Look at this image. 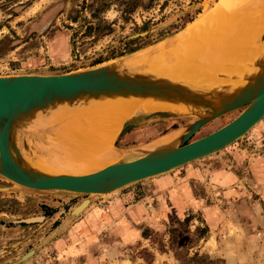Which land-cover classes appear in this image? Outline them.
<instances>
[{"label":"rangeland","instance_id":"374dc122","mask_svg":"<svg viewBox=\"0 0 264 264\" xmlns=\"http://www.w3.org/2000/svg\"><path fill=\"white\" fill-rule=\"evenodd\" d=\"M126 1L0 0V77L69 74L107 65L126 57L128 48L141 46L136 52L145 51L204 15L203 19L214 17L221 0H154L151 5L150 0H135L136 8L125 21L121 10ZM191 17L192 22L176 32ZM120 53L124 55L118 57ZM240 112L216 119L191 141L229 123ZM193 120H161L159 130L181 129ZM59 130L54 127L46 134L52 140L55 135L60 141L72 138L57 134ZM46 145L48 152L40 153L51 157L53 147ZM122 145L121 138H113L111 146L118 153ZM66 148L59 145L56 152L64 154ZM68 149L77 147L68 144ZM193 167L202 170L186 175ZM170 175H176L174 183L162 187L165 193L160 190L156 197L168 201V189L181 191V182L188 180L194 199L181 216L158 217L152 228H141L138 242L120 245V233L110 226L105 230L94 224L87 229L90 232L78 226L88 210L110 213L109 202L121 191ZM86 199L90 204L74 215L72 211ZM120 260L125 264H264V117L215 154L107 195L34 191L0 176V264H122Z\"/></svg>","mask_w":264,"mask_h":264},{"label":"water","instance_id":"95a60500","mask_svg":"<svg viewBox=\"0 0 264 264\" xmlns=\"http://www.w3.org/2000/svg\"><path fill=\"white\" fill-rule=\"evenodd\" d=\"M258 41L264 44V31ZM120 61L69 74L1 76L0 176L34 191L107 195L215 154L245 136L264 117V53L249 64L245 73L220 74L222 84L200 89L162 78L121 75L115 71ZM237 80L239 82L233 84ZM128 95L156 97L194 110L185 116L166 110L136 114L124 123L117 138L151 122L188 117L194 120L175 129L180 133L176 144L146 151L147 146L158 140L145 147L124 148L122 150H130L135 156L98 171L79 175L46 174L27 163L28 156L40 152V149L36 151V136L31 135L38 116L80 101ZM238 110H241L239 115L229 123L191 141L211 122ZM54 127L60 128L56 125L51 128ZM45 128L49 127L40 126V129ZM88 204L90 199L83 200L72 213L77 215Z\"/></svg>","mask_w":264,"mask_h":264},{"label":"bare ground","instance_id":"6f19581e","mask_svg":"<svg viewBox=\"0 0 264 264\" xmlns=\"http://www.w3.org/2000/svg\"><path fill=\"white\" fill-rule=\"evenodd\" d=\"M219 2L214 17L203 19L204 15L202 20L191 24L174 37L165 39L156 47L120 58L115 71L121 75L162 78L199 89L222 84L224 81L220 80V74L245 73L249 64L264 53V44L258 41L264 31V10H259L264 7V0ZM216 36H220L218 39L223 41L219 48L213 43ZM238 39L244 44L241 52L226 47L227 42H238ZM179 72H182L181 76ZM162 110L185 116L194 109L156 97L130 95L103 96L101 99L80 101L74 106H61L56 111L38 116L31 133L37 139L36 151L40 149L48 152V143L54 148H51L52 151L49 149L52 156L45 157L37 152L28 156L27 163L46 174L66 172L79 175L98 171L121 159L132 158L135 155L130 150L119 149L121 153H118L112 148L114 136L118 135L130 117ZM55 125L60 127L57 134L67 133L72 138L60 141V137L55 134V138H58H49L46 131ZM40 126L49 128L40 129ZM179 135L177 130L165 135L157 143L147 146L146 151L164 144H176ZM68 144L72 147L75 145L77 149L67 150ZM59 145H67L64 154L56 152Z\"/></svg>","mask_w":264,"mask_h":264},{"label":"crops","instance_id":"0c3cea01","mask_svg":"<svg viewBox=\"0 0 264 264\" xmlns=\"http://www.w3.org/2000/svg\"><path fill=\"white\" fill-rule=\"evenodd\" d=\"M218 38H220V36H216L213 40V43H216L215 47L217 46V48H219V45L223 44V41ZM238 40V42H234L236 40L233 42H227L226 47L229 49L233 47L235 52L237 50L241 52V50H243L241 48L244 47V44L240 42V39ZM223 47L224 46L221 48ZM162 122L163 121L151 122L127 132L121 137L123 144L121 149L145 147L162 139L169 132L172 133L176 131L173 128L169 132H160L159 127ZM196 170L200 172L202 169L200 167L190 168L186 171V175L191 176L190 173H195ZM180 175L182 177L183 174L180 173ZM175 179L176 175L159 177L148 183H141V188L136 185L130 189L123 190L109 202V207L111 208L110 213H102V211L99 210H88L82 215L81 223L78 226H81L80 228H83L84 231H87L88 228L91 229L94 224H96L97 227L100 225L105 230L110 226L111 228H115L114 231L117 232V234L120 233L119 236H117V241L120 245L125 246L131 243H136L141 238V228L146 226L147 228H149V226L152 228L154 219L158 217L165 218L175 214L181 216L184 213L185 208L190 205V200L194 199V196L190 193L192 192V186L190 182L187 183L188 180L183 181L185 182L184 184L181 182V191H169L168 189V194H165L166 198L170 197L168 201L156 197V195L160 193V190H163L164 192L163 188L174 183ZM193 180V178L189 179V181ZM143 192H145V194ZM140 193H143V196L136 199L137 195ZM128 203L129 206L126 207ZM170 207L175 210L172 211ZM87 232L90 231L88 230ZM127 235H129V238ZM120 261L122 264H125L124 260Z\"/></svg>","mask_w":264,"mask_h":264},{"label":"trees","instance_id":"16d2710c","mask_svg":"<svg viewBox=\"0 0 264 264\" xmlns=\"http://www.w3.org/2000/svg\"><path fill=\"white\" fill-rule=\"evenodd\" d=\"M165 1H168V0H165ZM153 2H154V0H150L149 1V5H151ZM124 6L125 7L122 8L121 13H122V18L126 21V20H128V18L131 15V13L134 11V9L136 8L135 0L126 1V3H124ZM192 20H193V18L191 17V18L187 19L183 24L178 25L175 28L176 32L182 30L186 26V24L192 22ZM126 44H130V43H126ZM140 48H141V46L134 47V48H128V49L125 50L124 53L129 54V53H132V52H135V51L139 50ZM124 53L118 54V57L123 56Z\"/></svg>","mask_w":264,"mask_h":264}]
</instances>
